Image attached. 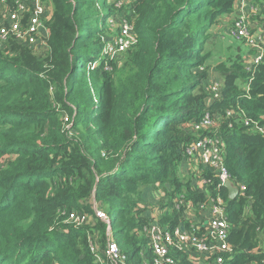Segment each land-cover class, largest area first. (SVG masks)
Here are the masks:
<instances>
[{
	"label": "trees",
	"instance_id": "16d2710c",
	"mask_svg": "<svg viewBox=\"0 0 264 264\" xmlns=\"http://www.w3.org/2000/svg\"><path fill=\"white\" fill-rule=\"evenodd\" d=\"M43 1L50 8L43 55L13 39L0 42V264H96L89 234L101 250L113 242L139 262L148 252L142 188L169 184V210L159 220L169 226L183 211L172 198L207 199L176 175L179 151L195 139L190 123L206 109L219 116L233 181L246 186L234 200L222 190L235 251L228 264H264V134L240 122L228 127L225 118L238 106L264 124V64L246 72L242 53L217 65L221 88L212 100L199 56L200 34L235 0H122L136 43L119 63L102 54L112 41L103 34L108 0ZM93 204L108 222L92 211L90 224L64 227L63 214ZM174 259L195 264L180 253Z\"/></svg>",
	"mask_w": 264,
	"mask_h": 264
},
{
	"label": "built area",
	"instance_id": "2783aa9c",
	"mask_svg": "<svg viewBox=\"0 0 264 264\" xmlns=\"http://www.w3.org/2000/svg\"><path fill=\"white\" fill-rule=\"evenodd\" d=\"M254 0H235L234 9L237 18L234 20L230 33L237 39H244L246 45L252 49L249 34L247 8ZM0 8L4 11V24L0 25V42L10 39L34 47L43 42L48 36L45 12L49 6L43 0H0ZM136 43L133 25L124 22L120 27L118 37L108 42L103 53L111 59L123 53ZM252 53L246 52L242 64L246 72L252 73L255 68L264 64V47L254 46ZM203 70L202 67L199 68ZM221 85L214 84L210 90L212 100L219 98ZM248 97V85L243 87ZM225 118L231 127L233 122H240L250 130L264 134V124L258 125L248 118L245 112L236 106L235 109L225 110ZM218 123L213 113L206 109L202 115L190 123L191 132L195 139L183 148V158L189 165L195 179L192 188L207 193L204 202L194 204L186 201L184 195L172 198L171 203L176 211L184 208H194L195 215L186 224L183 221L176 225H165L159 222L168 211L167 208L154 210V214L141 227V233L148 241V254L141 251L139 262L128 260L113 242L101 250L92 235H88L89 250L96 264H177L174 255L183 254L195 264H228L232 259L234 248L229 243V223L226 217V203L222 196L224 185L230 182L237 189V197H244L246 186L244 183L234 182L225 165V145L217 134ZM213 185L215 194L211 195L209 185ZM213 194V193H212ZM141 207V206H140ZM142 208V207H141ZM96 219L107 221L105 214L93 205ZM66 223L74 227L90 224V218L80 212L71 211L67 214Z\"/></svg>",
	"mask_w": 264,
	"mask_h": 264
},
{
	"label": "rangeland",
	"instance_id": "374dc122",
	"mask_svg": "<svg viewBox=\"0 0 264 264\" xmlns=\"http://www.w3.org/2000/svg\"><path fill=\"white\" fill-rule=\"evenodd\" d=\"M109 9L108 12L111 14L103 15L102 20L104 21V29L103 34H106V37H109L107 41H111L116 37H118L120 32V27L124 22L130 23L134 25V18L131 21L125 19L124 8L126 4L122 0H108ZM261 1L254 0L252 4H250L246 11V16L248 19L249 25V34L252 40V49L246 45V41L244 39H237L231 35L230 30L233 25L234 20L237 18V12L235 9H232L230 12L219 13L214 16V23L206 28L201 34L200 39L203 40L202 50L200 51V57L205 58L203 61L204 70L207 72L206 82L204 90L210 92L211 87L214 84L221 85V76L215 70L216 66L222 63H228L229 60L241 56H243L245 52L252 53L251 50L255 49L254 46H262L264 47V9ZM4 24V18L0 15V25ZM134 27V26H133ZM119 28V29H118ZM32 50L38 56L44 54L46 48L43 44H37L35 47H32ZM102 54H104L102 52ZM123 54L119 53L115 56L114 60L118 63L123 60ZM201 72L200 70H198ZM244 83L239 81V86L241 88L244 87ZM244 90V89H243ZM214 118L219 120V116L216 112H212ZM181 131L183 135L189 134L188 126H182ZM186 132V134H185ZM179 138H184V136L179 135ZM186 144V143H185ZM179 145V144H178ZM182 149V148H181ZM183 150H180L181 158L179 160L177 166V178L181 182H186L190 180L191 184L195 182L194 177L191 174L189 165L185 162L183 158ZM166 187V189L164 188ZM168 187L166 186H158L154 187H144L141 190L142 201L140 206L143 210V215L149 220V218L154 214V210H156V214L158 209L167 208L165 205L168 203ZM85 205V203H83ZM94 205V204H93ZM86 209L76 208L73 211H78L80 213L86 214L89 218L92 215L93 206ZM169 210V208H167ZM248 209L246 210V214L248 213ZM71 212V211H70ZM69 213V212H68ZM67 213V214H68ZM194 208H184L182 214L180 216V221H183L186 224L191 217L195 215ZM67 214H63L64 217L63 224L65 228H68L66 223ZM107 216H109V220L111 223V227L113 229L114 235L117 236L120 231V225L116 222V209H111L106 211ZM65 215V216H64ZM263 237V236H262ZM125 248L129 249L128 246ZM147 252V251H146ZM147 256L150 254L146 253ZM201 264H204V261L201 260Z\"/></svg>",
	"mask_w": 264,
	"mask_h": 264
},
{
	"label": "water",
	"instance_id": "95a60500",
	"mask_svg": "<svg viewBox=\"0 0 264 264\" xmlns=\"http://www.w3.org/2000/svg\"><path fill=\"white\" fill-rule=\"evenodd\" d=\"M224 188L228 192V198L231 199V200H234L236 198V196H237V189L234 188L230 182H227L224 185Z\"/></svg>",
	"mask_w": 264,
	"mask_h": 264
},
{
	"label": "crops",
	"instance_id": "0c3cea01",
	"mask_svg": "<svg viewBox=\"0 0 264 264\" xmlns=\"http://www.w3.org/2000/svg\"><path fill=\"white\" fill-rule=\"evenodd\" d=\"M3 11H4V10H3L2 8H0V15L4 17V13H3ZM49 16H50V8H48V10H46V12H45V18H47L46 20L49 19ZM39 44H43V42H41V43H39ZM245 53H246V52H245ZM242 58H243V56H242ZM238 84H239V82H238Z\"/></svg>",
	"mask_w": 264,
	"mask_h": 264
}]
</instances>
